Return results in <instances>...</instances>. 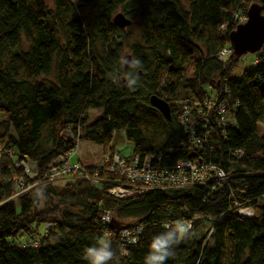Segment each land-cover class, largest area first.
Here are the masks:
<instances>
[{
    "label": "trees",
    "instance_id": "1",
    "mask_svg": "<svg viewBox=\"0 0 264 264\" xmlns=\"http://www.w3.org/2000/svg\"><path fill=\"white\" fill-rule=\"evenodd\" d=\"M253 3L264 14V0H0V264H88L85 248L100 241L115 253L108 264H144L152 237L177 221L191 223L190 238L165 264H264V54L238 76V57L217 55ZM118 12L140 29L129 48L138 69L120 63ZM151 96L168 104V120ZM90 108L100 113L88 121ZM117 134L123 157L157 170L216 166L224 178L117 198L107 190L126 177L98 166L17 194L14 163H35L40 178L77 142L107 153Z\"/></svg>",
    "mask_w": 264,
    "mask_h": 264
},
{
    "label": "built area",
    "instance_id": "2",
    "mask_svg": "<svg viewBox=\"0 0 264 264\" xmlns=\"http://www.w3.org/2000/svg\"><path fill=\"white\" fill-rule=\"evenodd\" d=\"M246 19V13L241 12L234 17L233 24L236 26L245 22ZM257 52L259 55L264 54V43ZM231 53L232 49L228 44L217 54L218 59L223 60L227 58ZM217 111L220 113V118L223 119L224 115L222 114H224V107L222 105H219L217 107ZM190 126L188 124L187 131L192 134L193 129L190 128ZM120 147L121 149L124 147L126 148L125 145H121ZM76 150L77 144L70 151L58 155L48 164L47 170L40 178H38L35 163L25 160H20L14 163V167L20 168L22 171V175L17 176L14 179L20 189L17 194L31 189L37 182H40L41 180L46 182H54L59 179V177H63L66 174L85 173L87 169L85 167H82L79 161H76L74 163L70 162V157L72 156V154H74V152H76ZM8 156L10 157L11 154H9ZM102 158L103 159L100 168H105L110 172H117L121 175H124L128 182L127 187L118 185L107 190L110 195L117 198L134 195L147 189L165 190L168 188L184 187L193 183L205 185L211 183L210 180L218 181L224 178L223 171L218 167L211 165L196 166L190 161L178 162L173 171L157 170L151 167L148 160H143L141 163H139L137 157H123V155L120 153V150L118 149L104 155ZM87 180L91 184L96 185L97 187L99 186L96 174L87 176ZM242 213L248 214V211L243 210ZM101 219L103 220V222H105V224H109L111 221L110 213L104 212L101 216ZM45 228H47V226H45ZM137 231H139V228L135 229V232ZM122 234L125 236V229H122ZM130 240L134 241V238L132 237ZM23 243H29L33 246L37 244L36 241H29L27 239H25Z\"/></svg>",
    "mask_w": 264,
    "mask_h": 264
},
{
    "label": "clouds",
    "instance_id": "3",
    "mask_svg": "<svg viewBox=\"0 0 264 264\" xmlns=\"http://www.w3.org/2000/svg\"><path fill=\"white\" fill-rule=\"evenodd\" d=\"M122 66H128L130 69L142 67L139 59L120 58ZM138 77L134 72L127 73L126 85L132 89L137 85ZM165 231L154 235L149 244V252L144 258V264H165L172 255V246L180 243L185 238H190L189 232L192 228L191 223L177 221L173 224H165ZM115 253L112 251L110 243L100 241L98 246L87 247L84 250V259L88 264H108L113 259Z\"/></svg>",
    "mask_w": 264,
    "mask_h": 264
},
{
    "label": "water",
    "instance_id": "4",
    "mask_svg": "<svg viewBox=\"0 0 264 264\" xmlns=\"http://www.w3.org/2000/svg\"><path fill=\"white\" fill-rule=\"evenodd\" d=\"M246 16V21L236 25L228 34V43L236 57L247 52H257L264 43V14L262 13L261 5L258 3L251 4L246 11ZM112 22L121 29L130 24V20L120 12L113 16ZM122 57L131 60L129 54H125ZM124 80V77L120 79L122 86L124 85ZM149 103L165 119L168 120L170 118L169 106L165 101L156 96H151Z\"/></svg>",
    "mask_w": 264,
    "mask_h": 264
},
{
    "label": "rangeland",
    "instance_id": "5",
    "mask_svg": "<svg viewBox=\"0 0 264 264\" xmlns=\"http://www.w3.org/2000/svg\"><path fill=\"white\" fill-rule=\"evenodd\" d=\"M130 21L131 23L123 28L127 35V43H126V49L122 52L121 56L123 54H130L129 53L130 46L132 44L139 43L140 41V29L134 24L132 20ZM256 57H257L256 52H252V53L247 52L239 56L232 72L233 75L238 76L243 71L251 69L254 66V60L256 59ZM43 80L46 82H53L54 81L53 73L43 78ZM99 113H100V108L88 109L86 112L87 120L88 121L93 120ZM261 129L264 128L261 127ZM112 144H113L112 151L103 153V151L98 145L86 141H79L77 142L76 152H74V154H72V156L70 157V162L74 163L76 161H79L82 167H85L86 169L94 170L96 169L95 167L101 165L103 159L102 157L104 155L116 151V149L120 150V153L122 155H125L127 153L128 149H126L125 147L121 149L120 147L121 145H127L122 135L117 134L116 136H114V139L112 140ZM68 178H70V176H65V177L63 176V178L56 180L55 183H61L62 181H64V179L67 180Z\"/></svg>",
    "mask_w": 264,
    "mask_h": 264
}]
</instances>
